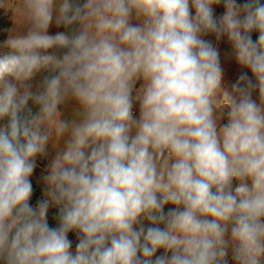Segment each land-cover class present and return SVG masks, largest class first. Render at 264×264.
I'll return each mask as SVG.
<instances>
[{
    "label": "clouds",
    "instance_id": "1",
    "mask_svg": "<svg viewBox=\"0 0 264 264\" xmlns=\"http://www.w3.org/2000/svg\"><path fill=\"white\" fill-rule=\"evenodd\" d=\"M0 9V264H264V0ZM209 34L251 76L226 85Z\"/></svg>",
    "mask_w": 264,
    "mask_h": 264
},
{
    "label": "rangeland",
    "instance_id": "2",
    "mask_svg": "<svg viewBox=\"0 0 264 264\" xmlns=\"http://www.w3.org/2000/svg\"><path fill=\"white\" fill-rule=\"evenodd\" d=\"M238 2H243V0H238ZM224 12L223 5L221 4L220 6L215 8V13L217 16L222 15ZM135 23V21H133ZM15 27V22L13 20V12L11 10H5V9H0V44H2L8 37L9 31ZM58 31H67L64 29L62 26L57 27L54 23L52 26L49 28V34L54 35ZM252 38L253 40H256L258 38V34L255 35V32L252 33ZM205 39H208L213 42L214 46L218 47L220 51V59H221V66L223 68L224 72V83L226 85H230L231 83H234L238 77V75L242 71H248L247 69H242L234 60V58L231 55V45L227 41V38L224 37L220 41H216L215 36L209 34L208 36L205 37ZM46 75V74H45ZM248 75L251 76V72L248 71ZM41 79L40 76H37L35 81H33L34 85L39 82ZM139 87V82L136 85ZM258 96L257 93H254L253 98L256 99ZM74 102H70L67 109L65 110V116L70 117L71 116V110H72V104ZM35 111V109H34ZM134 115L138 117L139 115V108L138 104L134 106ZM222 123H226L225 121H222ZM49 151L53 152L54 150L51 148V145L49 146ZM49 163V158H37V166L34 169L33 175L30 178L33 186V195L30 200V204L35 206L41 199H43V191L45 188L44 182L42 177L46 174V169L47 165ZM168 207V206H167ZM53 209L55 207H50L49 213H48V220L52 218L53 214ZM72 241V248L73 250L75 249L76 244L78 243V239L76 234L69 233L68 237ZM157 255H160L158 252ZM229 264H232V261L230 259L229 255Z\"/></svg>",
    "mask_w": 264,
    "mask_h": 264
},
{
    "label": "trees",
    "instance_id": "3",
    "mask_svg": "<svg viewBox=\"0 0 264 264\" xmlns=\"http://www.w3.org/2000/svg\"><path fill=\"white\" fill-rule=\"evenodd\" d=\"M257 34H258V33H255V35H257ZM165 211H167V206H166ZM52 214H53V216H52V218H50V219L48 220V223H49L50 227H56L57 224H58V221H57V219H56V217H57V215H58V210H57V208L53 209ZM70 233L74 234V232H70ZM159 253L162 254V252H159Z\"/></svg>",
    "mask_w": 264,
    "mask_h": 264
}]
</instances>
